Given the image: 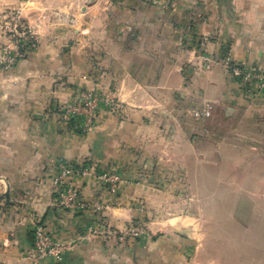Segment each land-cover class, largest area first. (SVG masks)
Here are the masks:
<instances>
[{
  "label": "crops",
  "instance_id": "crops-1",
  "mask_svg": "<svg viewBox=\"0 0 264 264\" xmlns=\"http://www.w3.org/2000/svg\"><path fill=\"white\" fill-rule=\"evenodd\" d=\"M13 7L39 44L8 68L0 50V264H189L183 187L189 208L195 177L247 175L264 193V87L247 93L225 63L264 74V0H0V16ZM77 89L122 108L83 131L62 112ZM60 162L90 168L72 175L86 208L57 203ZM114 171L115 189L98 175ZM138 222L139 238L102 232ZM37 224L60 259L29 256Z\"/></svg>",
  "mask_w": 264,
  "mask_h": 264
},
{
  "label": "rangeland",
  "instance_id": "rangeland-1",
  "mask_svg": "<svg viewBox=\"0 0 264 264\" xmlns=\"http://www.w3.org/2000/svg\"><path fill=\"white\" fill-rule=\"evenodd\" d=\"M5 18L0 16L1 20ZM20 23L22 29H31L22 13ZM3 36L7 38L3 43H7L1 52L5 45L15 46L10 37ZM206 180L195 177L190 208L183 207L192 197L183 187L178 195L181 207L174 211L181 217L190 212L197 218L190 227L195 238L190 244L193 251L189 264H264V193H253L257 189L256 179L245 175L237 183L231 177ZM259 188L264 190L261 184ZM257 230L259 242L254 236Z\"/></svg>",
  "mask_w": 264,
  "mask_h": 264
},
{
  "label": "built area",
  "instance_id": "built-area-1",
  "mask_svg": "<svg viewBox=\"0 0 264 264\" xmlns=\"http://www.w3.org/2000/svg\"><path fill=\"white\" fill-rule=\"evenodd\" d=\"M154 3L165 7L170 5L171 0H152ZM4 20L0 19V36L7 35L15 43L3 47L1 65L4 68L12 67L25 59L29 53L35 50L39 39L32 29H22L21 9L19 7L8 8L3 12ZM226 66L232 72L235 79L249 94H255L264 87V74L258 67L246 68L226 59ZM102 108L120 111L121 103L100 91L77 89L73 100L63 106L62 112L68 119H72L76 126L87 131L92 129L98 121ZM208 106L194 111V115L201 117L209 115ZM58 173L54 178L57 186V203L71 210H82L88 203L81 198V192L74 182L72 175L86 174L90 171L88 166L79 167L73 163L60 162L57 165ZM101 180L111 184L115 189L119 186L121 179L117 171L112 173L98 172ZM102 232L106 235L121 236L128 238H139L146 230L143 222H138L120 232L111 225H106ZM66 250V245L58 238L50 234L42 224L35 225L33 229V245L29 252L31 258L43 259L45 257L61 258Z\"/></svg>",
  "mask_w": 264,
  "mask_h": 264
}]
</instances>
